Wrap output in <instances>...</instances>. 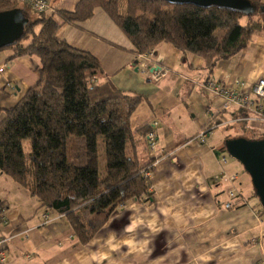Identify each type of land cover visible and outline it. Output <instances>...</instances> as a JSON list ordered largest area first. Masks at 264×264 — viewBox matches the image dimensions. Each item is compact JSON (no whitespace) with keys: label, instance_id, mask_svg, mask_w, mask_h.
<instances>
[{"label":"crops","instance_id":"0c3cea01","mask_svg":"<svg viewBox=\"0 0 264 264\" xmlns=\"http://www.w3.org/2000/svg\"><path fill=\"white\" fill-rule=\"evenodd\" d=\"M48 1L46 17L72 12L80 0ZM261 3L264 5V0ZM23 8L30 9L27 5ZM57 36L95 56L120 91L143 97L131 127L134 132L150 127L158 137L159 160L150 177L152 199L132 200L120 207L103 230L83 246L65 216L42 208L26 189L0 171V207L6 217L0 225V264L262 263L264 216L260 201L249 179L235 165L221 163L223 135H210L219 127H237L234 121L243 111L219 115L223 100L202 87L216 79L233 89L251 91L264 79V31L254 35L245 50L219 62L212 73L202 59L168 43L153 49L150 61L141 58L101 10L82 25H64ZM12 54L0 56V109L19 102L39 78L36 57L10 61ZM159 66L168 73L154 81L151 75ZM2 117L0 113V120ZM222 118L221 126L207 130L209 123ZM204 132L203 143L199 137ZM144 156L147 161L141 163ZM138 158L141 165L154 159L147 146L140 149ZM223 173L239 175L235 187L240 196L232 201L228 196L231 185L221 180ZM230 201L233 207L229 209L226 204Z\"/></svg>","mask_w":264,"mask_h":264},{"label":"trees","instance_id":"16d2710c","mask_svg":"<svg viewBox=\"0 0 264 264\" xmlns=\"http://www.w3.org/2000/svg\"><path fill=\"white\" fill-rule=\"evenodd\" d=\"M246 1L256 7L254 13L164 0H80L72 12L31 20V9L15 0H0V12L19 10L28 19L14 43L1 50L12 51L10 61L39 60L37 83L15 105L0 109V171L42 208L65 216L77 240L88 245L120 207L146 197L151 201L145 172L153 171L159 159L141 165L138 158L140 149L148 147L151 130L134 132L131 127L143 97L116 88L95 56L59 39L58 31L64 25H82L101 10L136 54L168 43L202 59L212 73L219 62L245 50L252 37L264 31V5L261 0ZM221 113L225 117L231 112ZM223 123L222 118L206 128ZM257 132L248 139H264V132ZM219 152L227 154L226 145Z\"/></svg>","mask_w":264,"mask_h":264},{"label":"built area","instance_id":"2783aa9c","mask_svg":"<svg viewBox=\"0 0 264 264\" xmlns=\"http://www.w3.org/2000/svg\"><path fill=\"white\" fill-rule=\"evenodd\" d=\"M16 2L27 5L31 10L35 13L43 15L50 10V4L48 0H15ZM154 50L145 55H140L141 58L150 61V58L153 57ZM144 68H146L144 66ZM168 73V69L159 66L157 70L152 73L151 78L154 81H159L162 77H164ZM241 85V83L236 82V86ZM244 87V83L242 84ZM205 92L212 93L213 95L220 97L223 100L222 111L224 112H232L234 109H238L243 111V115L236 118L234 123L239 125H246L248 129L251 130H260L264 131V79H259L252 87L251 91L245 90H236L233 89L222 81H217L216 79H210L206 83L203 84ZM158 123H154L153 127H157ZM207 132H204L200 135L199 140L201 142H205ZM147 144L149 153L154 159H157L158 153V137L155 131L151 130L147 134ZM221 163L226 164L227 158L226 156L221 154ZM158 160L153 164V167L156 166ZM147 177H151L152 171L147 170L145 172ZM239 175L232 174L228 175L223 173L221 176V180L227 182L231 185V189L228 191V196L230 200L236 199L240 196V193L235 187V183L238 181ZM228 202L226 204V208H232V202ZM47 218V215L44 216ZM6 220L5 212L2 207H0V225L4 223ZM260 264H264V261Z\"/></svg>","mask_w":264,"mask_h":264},{"label":"water","instance_id":"95a60500","mask_svg":"<svg viewBox=\"0 0 264 264\" xmlns=\"http://www.w3.org/2000/svg\"><path fill=\"white\" fill-rule=\"evenodd\" d=\"M171 5H192L200 8L220 7L252 14L257 9L246 0H164ZM264 14V6L260 8ZM28 19L19 10L0 12V50L5 49L24 31ZM227 153L237 160L251 178L254 192L264 209V139L249 140L243 137L228 140ZM220 154V153H218Z\"/></svg>","mask_w":264,"mask_h":264},{"label":"rangeland","instance_id":"374dc122","mask_svg":"<svg viewBox=\"0 0 264 264\" xmlns=\"http://www.w3.org/2000/svg\"><path fill=\"white\" fill-rule=\"evenodd\" d=\"M15 3H17V2H15ZM18 5L21 8H23V6H24V4H22V3H20V4L18 3ZM29 15H30L31 20H33V19L37 18V15H40V14H37V13L33 14V13L30 12ZM246 22H247V20H243L242 24H245ZM40 28H41L40 25L36 26L35 32L38 33ZM11 54H12L11 50H0V56L1 55L2 56L3 55H11ZM256 133H258V132H256ZM213 134H215V136H218L219 134H222L223 138H224L223 139L224 140L223 144L225 145V143L228 140H233V139L240 138V137L248 139V138L252 137L253 135H255V131H253L251 129H248V128L246 129L244 126L241 127L240 125H238L237 127L236 126L235 127H233V126H223V127H219V128H217V129H215V130L210 132V135H213ZM25 145H26V148L29 150V148H30V140H26ZM226 158H227V161H228V163H227L228 165H230V163H232L231 165H235V168H237V170L243 175V177H247V179H249V184H251L252 189H253V184H252L251 178L248 175V173L245 171L244 167L237 160L232 158L228 153L226 154ZM146 161H147V158L144 156L141 159V163H145ZM238 184H239L238 187L240 189V192L243 193V189H242L240 183H238ZM242 184L244 186V190L246 191L247 190L246 189L247 188L246 184L244 182H242Z\"/></svg>","mask_w":264,"mask_h":264}]
</instances>
